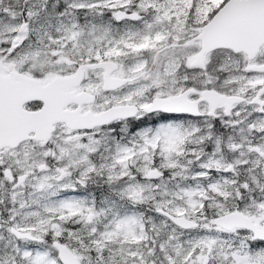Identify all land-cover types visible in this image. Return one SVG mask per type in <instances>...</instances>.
Listing matches in <instances>:
<instances>
[{
    "label": "snow or ice",
    "instance_id": "snow-or-ice-1",
    "mask_svg": "<svg viewBox=\"0 0 264 264\" xmlns=\"http://www.w3.org/2000/svg\"><path fill=\"white\" fill-rule=\"evenodd\" d=\"M0 264H264V0H0Z\"/></svg>",
    "mask_w": 264,
    "mask_h": 264
}]
</instances>
